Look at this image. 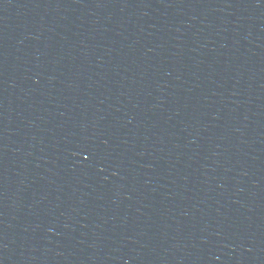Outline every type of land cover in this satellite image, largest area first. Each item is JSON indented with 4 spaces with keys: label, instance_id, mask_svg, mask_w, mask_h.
Wrapping results in <instances>:
<instances>
[{
    "label": "water",
    "instance_id": "1",
    "mask_svg": "<svg viewBox=\"0 0 264 264\" xmlns=\"http://www.w3.org/2000/svg\"><path fill=\"white\" fill-rule=\"evenodd\" d=\"M0 264H264V0H0Z\"/></svg>",
    "mask_w": 264,
    "mask_h": 264
}]
</instances>
